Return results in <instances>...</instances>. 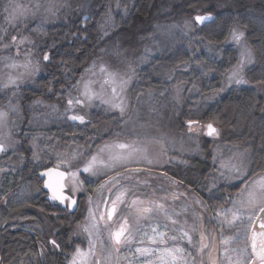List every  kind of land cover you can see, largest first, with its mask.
Returning a JSON list of instances; mask_svg holds the SVG:
<instances>
[{
	"label": "rangeland",
	"instance_id": "rangeland-1",
	"mask_svg": "<svg viewBox=\"0 0 264 264\" xmlns=\"http://www.w3.org/2000/svg\"><path fill=\"white\" fill-rule=\"evenodd\" d=\"M232 1L234 0H206L203 3L207 6L204 9H198L193 14L174 16L164 14L152 23L148 32H141L135 35L134 40L121 45L115 32V26L118 25L115 24L116 17L121 18L124 14L121 0H102V2L100 0H15L22 8L30 10L27 17L21 18L16 24L7 22L4 6L8 0H4L0 9V110L7 112L8 117L6 126L0 129V137H3L4 142L10 146L7 152L0 153V174L12 171L14 167L22 165L24 162L23 147H26L27 151L30 152L35 166L38 164L40 166L45 158L53 163L38 169L35 174L49 167L62 171L71 167V170L75 172L77 171L76 166H79L81 172L78 173V176L83 183L77 191L71 192V184L69 183L71 178L66 177L65 179V193H70L77 203L73 206V211H76L74 215L76 218L67 234V249L63 253L66 258L63 264H67L71 259V254L77 246L85 251L88 250L90 237L83 229L87 225L92 230L93 221L89 218L90 209L97 214V217L100 213H104L105 202L115 199L117 189L121 185L128 189L124 197L127 203L118 204L117 214L113 216L111 221L107 222V227L104 221H100L99 233L97 234L93 230L91 239L96 242V255L92 257L93 262L99 258L100 264H130V262L142 264L147 259L139 256V254L134 255L137 242L129 245L132 251H129L128 248L121 249L119 253L111 250V245L108 242V229H115L120 223H123L122 218H126L129 226L138 234L147 231L151 235L153 226H156L158 231H166L168 236L179 235V232L174 231V229L188 230L193 237V243L196 245L200 242L201 232H204L209 238L205 243H210L214 247L211 252L212 258L217 260L218 264H228L225 248H235L236 245L233 243L226 246L222 243L221 236L235 238L237 235H241L242 238V227L224 225L222 228L219 224L222 217L218 218L216 213L231 209L232 201L236 199L240 190L231 196L227 192L224 193V202L221 206L216 207L212 204L208 205L201 196L202 194L199 195V192H194L191 188L185 187L178 182L176 177H184V173L188 174L191 167L198 166L201 161L200 173L198 171L195 177H207L203 193L205 197H209L221 185L232 186L242 182L241 179L235 178L237 176L235 168H241L249 173L250 159L248 153L230 144L222 143L220 134L217 137L208 136L206 134L207 129L204 127L208 122L193 124L192 130L189 131L187 123L189 119H187L180 121L179 124L182 127H177L180 115L193 117L198 109L214 103L231 90L247 87V83L237 85L228 80L231 71L241 63L242 52L246 48L250 49L244 35L239 43L231 38L233 29L243 32L242 29L232 26L222 44L217 48L209 44L204 39L202 32L199 31L200 27L208 23L202 26L194 23L196 14H211L215 18L213 13L208 12V7H213L216 12L221 13L226 11L224 9ZM37 3L40 4L39 9H36ZM89 10L93 12L94 16L98 15L95 28H97L100 40H102V45L95 50L93 49L87 65L80 74L72 76L71 81L62 79L50 81L51 83L60 82L53 90L51 86L49 88L44 86L46 90L43 92V98H33L31 95L32 88L36 86V81L44 75L46 70L44 63L49 62V60L48 62L43 60V56L48 55V53H41V47H44L45 44V32L58 25L68 26L71 20L76 17L84 22ZM32 12H35V15H32ZM186 21L193 22L192 26L185 27ZM13 35L18 37V48L11 44ZM21 37L26 38L23 43H19ZM5 44L10 46L5 48ZM225 49L234 50L235 61L220 75L219 84L211 89L209 80L212 78V73L201 74L205 68L204 61H219L221 52ZM177 51L178 53L182 51L185 54V56H181H184L186 61L178 67L180 72L176 76L178 77L175 78L176 80L164 75L162 80L166 84L159 87L157 91L149 89L141 94H132V86L139 84L141 80L150 78L146 72L155 66L156 60L163 57L174 59ZM28 61L31 63L27 69L24 67L13 69L7 66L12 62L23 65ZM252 63L253 54L251 62L245 60L243 63L241 69L243 77L245 70ZM101 65L116 74L115 83L110 81L109 84H103V79L107 77L100 72ZM190 71L201 77L204 75L205 80L194 82L190 78L191 83H187ZM9 75L19 77V79L15 84L4 87L3 85L8 82ZM60 77L68 79L70 72L63 70ZM121 79L127 80V83L122 86V91ZM86 82H90L89 87L97 93V98L91 102L85 100L82 95ZM113 87L116 88L115 93L112 91ZM202 87L209 90L203 91ZM70 97L79 98L84 103L69 105ZM103 100L109 101V104L103 103ZM121 100L124 101L125 106L123 115L119 109L110 107V104L120 103ZM10 104L15 105L18 111H11ZM98 109L111 114L113 118L112 127L100 123L98 126L88 128L91 115ZM73 115L84 116V123L70 119ZM73 127L76 128L73 129ZM86 128L90 129L92 135L95 134L94 137L97 140L102 139L103 141L93 145L96 143L93 139L87 140L82 135H79L81 136L80 139H78L79 136L76 139V136L68 134L69 131L82 129L87 132L86 134H89V130ZM9 132H11L10 139ZM118 133L119 136H117ZM117 140L121 142L135 141L137 143V147L141 151L135 160H139V163L134 160L129 164V167L140 168L139 173L131 179H125L127 173L123 172L119 164L116 165L115 170L98 165L96 175L82 171L84 164L92 155L97 153L100 154L101 159L108 162V151L105 150L101 153L100 149L105 144ZM72 143L80 145L74 146ZM205 143H211L209 146L210 160H207L206 154L202 150ZM61 148L63 150H60ZM74 153L77 155L68 164L60 162V156H72ZM149 160H151L150 164L148 163ZM117 172L122 174L121 177H117V185H105L108 177H116ZM221 172L225 176L234 178L225 179L220 175ZM242 187L243 183L240 189ZM42 191L51 201H56L51 199V196L43 188ZM134 199L161 203L164 205V210L146 214V218L141 219L137 224L135 210L131 205V201ZM60 205L66 210L69 209L67 202L65 204L60 203ZM164 211L172 214L173 219L177 220L175 225L165 218ZM177 213L178 215H176ZM194 224L196 230L192 231ZM165 225L167 228L164 227ZM255 230H259L258 223ZM51 240V237H46L45 242H37L42 261L44 256L56 253L57 248L49 243ZM177 243L186 251L196 253V248L189 245L187 240H167L168 246ZM149 246L163 247L164 245ZM248 250L251 251L250 242ZM207 252L206 249L202 262L200 255L195 256L197 264H210ZM231 255L234 260L235 253L233 252Z\"/></svg>",
	"mask_w": 264,
	"mask_h": 264
},
{
	"label": "trees",
	"instance_id": "trees-1",
	"mask_svg": "<svg viewBox=\"0 0 264 264\" xmlns=\"http://www.w3.org/2000/svg\"><path fill=\"white\" fill-rule=\"evenodd\" d=\"M205 1L121 0L124 14L121 18L116 17L117 40L124 45L125 42L134 40L135 35L144 31L148 32L159 16L193 14L198 9H204L207 6L203 3ZM3 3L4 0H0V9ZM207 10L215 15L214 21L200 27L199 31L202 32L204 39L214 47L219 48L232 26L242 29L246 43L253 54V63L244 72L247 87L231 90L214 103L198 109L193 117L180 115L177 127H182L179 124L180 121L187 119L213 123L219 129L222 143L244 151L247 149L246 152L250 159L249 173H259L264 167V157L259 154L261 140L264 137V0H234L224 9L226 11L221 13L216 12L213 7H208ZM97 17L98 15L94 16L89 10L84 22L76 17L68 26L58 25L45 32V44L41 47V53L47 52L50 59L48 63H44L46 70L43 77L39 78L36 86L32 88L33 98H43V92L46 90L44 86L47 88L51 86L53 90L60 82L51 83L50 81L57 79L71 81L72 76L81 73L91 53L102 45V40L95 28ZM181 55L185 56L182 51L179 53L177 51L174 59L163 57L156 60L152 71L146 72L150 78L141 80L139 84L132 86V94H141L149 89L157 91L159 87L166 84L162 80L164 75L177 79L176 76L180 72L178 67L186 61ZM234 61L235 52L231 49L222 51L219 61H204L205 68L201 74L212 73V78L209 80L211 89L219 84L220 75ZM63 70L70 72L68 79L60 77ZM204 75L201 77L191 72L186 82L203 81L205 80ZM47 82L50 83L46 84ZM202 89L203 91L209 90L205 87ZM90 121L88 128L98 126L100 123L112 127L113 118L111 114L98 109L91 115ZM88 128L86 129L89 130V134H86L87 132L83 129V131H69L68 134L76 136V139L79 135L85 136L87 140L93 139L96 142L93 145L103 141L102 139L97 140L94 137L95 134L92 135L93 133ZM80 138L81 136L78 139ZM73 145L79 146L80 144ZM210 145L211 143H205L202 149L207 160H210ZM22 151L24 161L22 165L0 174V264H21V262L23 264H63L66 258L63 253L67 249V234L70 226L75 222L76 211L66 210L57 201L47 198L42 191L41 182L35 173L38 169L53 163L45 158L40 166L38 164L39 167L35 166L27 148L23 147ZM201 166L200 161L198 166L191 167L188 174L184 173V177L176 178L185 187L199 192V195L202 194L201 196L208 205L219 207L224 202V193L227 192L231 196L239 192L242 182L232 186L221 185L211 196L205 197L203 190L207 177H195L198 171L200 173ZM46 237L55 239L60 247L56 249L54 255L44 256L42 261L37 242H45Z\"/></svg>",
	"mask_w": 264,
	"mask_h": 264
},
{
	"label": "snow or ice",
	"instance_id": "snow-or-ice-1",
	"mask_svg": "<svg viewBox=\"0 0 264 264\" xmlns=\"http://www.w3.org/2000/svg\"><path fill=\"white\" fill-rule=\"evenodd\" d=\"M119 7V4H117ZM40 8V4H36V9ZM29 9L22 8L15 0H8V3L4 6V12L7 14V22L9 24H16L21 18H26ZM32 15H35V12H32ZM212 20L211 15H201L196 14L194 16V23L203 25L206 21ZM193 22L186 21L185 27H191ZM243 32H239L236 29L232 30L231 38L239 43L243 37ZM26 38L21 37L19 43H23ZM18 37L13 35L11 37V44L17 46ZM10 45L5 44L4 47L7 48ZM242 60L236 69H233L228 75L229 82H234L237 85L245 84L247 81L244 79L241 74V69L245 60L251 62L252 53L250 49H245L242 52ZM50 57L48 55L43 56V60L48 61ZM30 61L23 65H17L15 62L8 64L9 68L24 67L27 69L30 65ZM95 67V65H94ZM100 72L106 75V79H103V84H109V82L115 83V73H112L107 70L104 65L100 66ZM19 77H12L9 75L7 84H4V87H7L9 84H15ZM90 82L84 84V91L82 95L85 97V100L91 102L93 99L97 98V93L89 87ZM127 83V80L121 79V91L123 90V85ZM113 93L116 92V88H112ZM105 104H109V101L103 100ZM73 103H84V101L79 98L73 99L69 98L68 104L72 105ZM111 108L119 109L120 113L123 115L125 111L124 101L121 100L120 103L110 104ZM11 111H18L15 105L10 104ZM8 113L0 110V129L4 128L7 124ZM72 120H79L80 123H84V116L82 115H73L70 117ZM189 131L192 130V125L199 123V121L189 120L187 121ZM204 127H206V134L211 137L219 136V129L216 128L213 123L209 122ZM120 134L118 133L117 136ZM11 138V132H9V139ZM35 140V137L33 138ZM10 144H6L3 140V137H0V153L7 152ZM108 151V162H105L100 158V154L92 155L91 158L84 164L82 169L85 173H92L96 175L98 173V165L103 166L104 168H111L115 170L116 165L119 164L123 172L127 173L125 179L133 178L137 173L141 171L137 167H129V164L132 163L137 154L141 151L137 147V143L133 142H121L119 140L114 141L109 144H105L103 148L100 149V152ZM247 151V149H246ZM259 154L264 157V137H262ZM77 153L72 154V156H60V162L68 164L71 159H74ZM136 163H139V160H135ZM151 163V160L148 161ZM77 171L73 172L71 167L65 168L63 171H59L55 168H48L47 171L42 172V176H47L48 179L45 181V187L48 188L51 192V199L59 201L61 204L67 202L68 207L76 205V200L72 198L71 194H65L64 188L66 187L65 177H70L69 183L71 184V192L77 191L81 185L82 181L79 179L78 173L81 172L79 166ZM237 172L235 178L241 179L243 187L240 189V192L237 194L235 200L232 201V208L218 211L216 216L221 218L219 221L220 226L223 228L224 225L229 227H242V238L241 235H237L235 238L229 237L224 238L221 236V241L223 244L231 245L235 243V248L226 247V259L228 264H264V167L261 168L259 173H248L241 168L234 169ZM121 172H117L116 177H108V180L105 181V185L116 186L118 183L117 177H121ZM225 179H232L234 177L225 176L223 172L220 173ZM128 192L127 188H124L122 185L117 189L115 194V199H110L108 202H105V212L100 213L97 217V214L94 213L91 209L89 211V218L93 221L91 229L85 225L84 231L89 234V247L85 251L79 246L76 247L75 251L71 254V259L67 264H100L99 258L93 262L92 257L96 255V242L91 239L93 235V230L96 233H99V222L104 221L107 227V222L113 219V216L117 214V207L120 203H127L124 199ZM110 204V206H109ZM131 205L133 206L136 214V222L139 224L141 219L146 218V214H151L154 211L164 210V205L157 203L155 201H139L132 200ZM183 211V210H182ZM165 218L170 220L173 225L177 223V220L173 219L172 214L164 211ZM178 215V213L176 214ZM123 223H120L115 229H108V242L111 245V250L119 253L121 249L128 248L129 251H132L129 248V245L137 242L135 247V254H139L141 257H146L147 259L142 262V264H197L195 256L198 254L201 257V262L203 256L205 255V250L207 249V255L210 261V264H218V261L213 259L211 252L214 250V247L210 243H205L209 238L204 232L200 234V242L198 245L193 243V237L188 230L179 229V235L168 236V233L158 231L156 226L151 228V235L147 231H144L142 234H138L137 231H134L132 227L129 226L128 220L122 218ZM186 223V222H185ZM259 224L260 232L255 231L256 224ZM167 228V225L164 226ZM195 224L193 225L192 231H195ZM249 232L251 233L249 235ZM172 241L187 240L189 245H192L196 248V253L186 251V249L180 246L178 243L172 246L167 245V240ZM249 242L251 243V251H249ZM54 248H59L60 245L55 239L49 241ZM102 245V242H101ZM149 245H164L163 247H151ZM235 253V259L231 253ZM110 256V253H109ZM23 264V262H21ZM132 264V262H130Z\"/></svg>",
	"mask_w": 264,
	"mask_h": 264
},
{
	"label": "water",
	"instance_id": "water-1",
	"mask_svg": "<svg viewBox=\"0 0 264 264\" xmlns=\"http://www.w3.org/2000/svg\"><path fill=\"white\" fill-rule=\"evenodd\" d=\"M203 15H211V14H203ZM211 16H212V20H210V21H206L204 24H206V23H210V22L213 21L214 16H213V15H211ZM85 18H86V17H85ZM204 24H203V25H204ZM197 25H198V26H202L201 24H197ZM206 132H207V131H206ZM49 168H53V167H49ZM47 169H48V168H46V169H44V170L38 172L36 175H37V178L42 182V188H43V190H44L45 192H47L49 196H51V192H50V190L44 186V185H45V181H47L48 177H47V176H42V175H41V173L47 171ZM55 169H57V168H55ZM57 170L62 171V170H60V169H57ZM66 177H67V176H66ZM66 177H65V179H66ZM64 193H65V188H64ZM65 194H66V193H65ZM66 195H67V194H66ZM56 201H57V200H56ZM69 210H70V211H73V206H72V207H69ZM258 225H259V224H258Z\"/></svg>",
	"mask_w": 264,
	"mask_h": 264
},
{
	"label": "flooded vegetation",
	"instance_id": "flooded-vegetation-1",
	"mask_svg": "<svg viewBox=\"0 0 264 264\" xmlns=\"http://www.w3.org/2000/svg\"><path fill=\"white\" fill-rule=\"evenodd\" d=\"M255 231H257V232H260V231H261V229L259 228V230H255Z\"/></svg>",
	"mask_w": 264,
	"mask_h": 264
}]
</instances>
